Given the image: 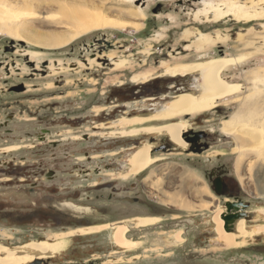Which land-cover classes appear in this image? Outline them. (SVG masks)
<instances>
[{
  "label": "rangeland",
  "instance_id": "rangeland-1",
  "mask_svg": "<svg viewBox=\"0 0 264 264\" xmlns=\"http://www.w3.org/2000/svg\"><path fill=\"white\" fill-rule=\"evenodd\" d=\"M27 1L30 0H0V66H2L0 69V89L6 87L5 80L10 82L8 85L23 83L22 85L25 91L28 92L22 95L15 93L11 94V96L12 98L22 101V99L27 98V95L30 96L32 93H36L35 103H30L29 106H34L37 113H42L45 108L44 105L47 103H58L52 105L57 106L56 111H61L62 107L65 106L70 112H76L77 109L79 110L81 107H83L84 111L90 108L94 110L95 113L101 112L104 108H107L105 111L108 112L113 109V107H109L113 106L112 104L103 103L105 100L104 98L101 100L102 103L100 104L95 103V100L101 92L104 94L111 88V85H119L124 82L130 83L128 75L133 81L130 83L131 85L140 82L144 83L152 78L160 76L162 77L161 88L156 96H159L161 99L147 100L143 104L135 103L131 105L132 109H145L147 113L152 114L153 110L158 108L159 105L172 100L178 95L184 93L190 94L193 91L195 79L192 76L172 77L167 73L168 66L171 68L177 65L192 66L212 60L231 58H241L245 60L227 69L223 75L226 83L239 87L235 98L220 101L215 105L222 110L221 113L216 112L215 108L204 112L205 121L201 129L210 134L212 138V145L209 152L202 157H198L197 155H191V157L203 161H211L210 166L215 165L219 159L221 162L226 163L232 170L233 175L239 179L245 191V197L252 204V209H264V195L259 194L256 183L258 179L261 180V183L264 180V165L261 167L260 174H258V166L253 167L250 173L249 165L251 162L255 161L254 156H242L240 152L236 151L237 144L235 140H233V137L228 136L224 132L226 124H224V122L228 121L227 124L234 125L235 127L241 123L234 119L241 99L253 93H256L257 96L262 97V99L264 98V81L259 82L256 80L257 76H264V27L262 26L264 25V18L256 19L251 23L237 22L231 18H225L218 24L211 22L210 19L207 20L203 18L201 14L194 18V14L197 12L196 15H198V11L203 9V4L201 2L206 1L215 4L217 2L228 1L235 2V5L244 7L247 0L139 1L135 4H140L139 6L145 10V19L124 16L118 10L109 9L112 7L110 3L103 2V0H92L93 4L101 8V11L107 18L124 20L129 24H142L144 29L140 30V32H135L133 28H127V32L110 29L91 31L79 36L62 50L36 47L35 44L31 42L32 40L43 41L45 40L44 38H46V36L43 35L39 36L36 31L59 33L67 32L68 29L58 21L50 20L45 22V25H40V27H35V29L33 28V31L31 29L33 20L27 16L32 6L30 5V7L29 4L26 3ZM25 3L28 7H26L27 5ZM135 4L130 8L131 10L134 8L136 9ZM260 9L264 11V5H262V7L260 6ZM43 11L44 9L41 12ZM50 14L55 17L60 16L56 9H53ZM13 32L16 33L15 35L20 36V38L15 37ZM185 32H190L191 35L185 38L183 36ZM196 33H203L209 38L218 35L223 38L224 41L220 44L210 45L205 50L198 51L194 45L197 40ZM102 38L111 44V46H108L106 43L102 44L98 42L92 45L95 39L100 40ZM85 43L87 44L86 49L84 48ZM246 44H252L253 46L247 47ZM25 51L37 53L36 57L33 60H29V57L22 54V52ZM93 52L97 53L98 56H101L103 53L107 56V59L110 58L109 61L113 63L114 70L111 71L109 69L113 66L105 67L103 65V60H99L98 58L91 60L90 54ZM84 58H87V60L84 61ZM120 61L124 62V64L116 68L115 63H120ZM88 62L90 63V67L86 66ZM31 63L34 66L37 65L36 67H38V69L50 67V69L47 70V74H49L50 77L42 79L38 75L36 76L38 80H31L33 78L31 74L34 73ZM86 67L90 69L87 70ZM102 67H105V69ZM6 69H9V72H7ZM103 72L107 74H102ZM61 79L66 81V85L62 89L56 88L55 81ZM33 85H36L37 89L41 90L33 92ZM54 91L58 92L53 93ZM59 91H63L64 94H67V97L61 95ZM104 96L105 94L102 97ZM154 96L155 95H153V97ZM2 101L5 102L6 100L2 99ZM116 103L117 102H115V104ZM98 106L99 108H97ZM138 106H143V108ZM151 109L153 110L151 111ZM18 111L19 110H16L17 114H15L16 118L14 121L9 122V129H15L14 131H18V133L16 132V135L9 137L6 135V130H0V162L14 159L17 154L21 153L16 151L17 148L28 143L27 139L24 137H26L25 132L29 126V117L27 114L18 113ZM6 112L8 111H3L1 113L0 122L7 120L8 117L6 116ZM260 112L264 118V107L260 109ZM197 115L199 114H193L190 118L193 119L197 117ZM59 116L60 115H58V117ZM122 117L127 118L128 116L122 114ZM122 117L117 118L122 119ZM186 117L184 116L176 120L179 122L184 120L183 122H185ZM81 121L83 125H80L82 123H80L79 120L73 123L67 120L65 123L67 125L66 127H57L52 130L53 135L50 139H63L61 141L62 143H67L73 148L82 144L87 147L88 145H94L98 150V152L95 153V155H97V160L95 161H107L109 159H119L118 155L113 156L114 153L126 149L127 141L138 137L124 138V136L116 134L120 129L107 128L110 124L106 123L107 121L103 119L90 118L88 122L86 119H82ZM55 124L61 125L63 123ZM36 125L37 128H41L43 127V122L37 120ZM160 125H163V123L149 122L144 125L134 126L133 129H145ZM258 129L264 132V124ZM55 132L56 135L54 134ZM59 132H62L61 136H59ZM15 136H17V138H15ZM18 136L20 137L18 138ZM148 137L161 138L159 134L145 136V138ZM85 138H88L87 141H82V139ZM146 144H149V141H147ZM170 153H168V155H166V153L157 154V157L163 159L159 163H164L165 165L166 163L187 165L184 163L185 155L176 154L183 153L182 150L172 151L173 154ZM178 165H176V167ZM193 171L194 175L203 179L198 168H195ZM103 173L105 175L102 177V180H110L112 177L117 179L120 175L119 173L110 171H104ZM257 174L259 178H257ZM160 178H165L164 174L161 175ZM187 178H190V182L193 183V185H200L193 175H189L186 179ZM121 181L122 180H118L119 183H121ZM262 185H264V183H262ZM195 193L196 198L204 193L207 195L210 194L207 190H195ZM211 196L215 198L214 195L211 194ZM213 201L216 200L213 199ZM170 202L172 203V201ZM181 203L183 206H187L184 208L190 209H201L200 207L202 206H190L183 201ZM179 206L180 205H178V207ZM183 213L187 212L181 211V214ZM199 218L200 216L196 217L197 222L195 229H197V231L200 227L198 226ZM252 218L254 219V216ZM245 223L247 224L246 221ZM254 223L256 225L255 221L252 222V224ZM203 232L208 233L206 234V239L197 237L193 243L181 244L178 248L166 249L163 247L164 251L162 252L161 249L155 248L153 252L150 251L153 247L150 248L149 246L146 264H264V236H260L261 238L259 239L251 236L246 240H239L237 242L239 245L236 248L227 249L211 241L214 237L213 227H210L208 224H203L201 233ZM22 235L23 234L20 232H13L0 225V244L3 246L12 249L23 246L27 238H23ZM182 238L184 239L185 236ZM258 242L259 245H256ZM254 249L258 251V254L252 252ZM171 250H173V255H176L172 258H170L171 252H169ZM161 254L164 256H160ZM107 261L108 258L102 259L104 264H108Z\"/></svg>",
  "mask_w": 264,
  "mask_h": 264
},
{
  "label": "flooded vegetation",
  "instance_id": "flooded-vegetation-1",
  "mask_svg": "<svg viewBox=\"0 0 264 264\" xmlns=\"http://www.w3.org/2000/svg\"><path fill=\"white\" fill-rule=\"evenodd\" d=\"M96 42L111 46L103 38L95 39L92 45ZM84 48H87L86 43ZM90 56L91 60L95 58L103 60L105 67L113 66L109 69L114 70L113 63L105 54L98 56L93 52ZM86 60L87 58H84V61ZM86 66L90 67V63L88 62ZM31 67L34 72L31 74L33 77L31 80H36L38 75L42 79L50 77L47 74L50 67L44 68L45 70L38 69L32 63ZM6 70L9 72V69ZM129 77L128 75L129 82H133ZM161 79L162 77L157 76L147 82L134 85L125 82L111 85V88L104 93V97H102L103 92L97 96L95 103H102L101 100L104 98L103 103L112 104L113 106L109 107L113 109L107 112L105 111L107 108H104L96 113L90 108L84 111L83 107L76 112H70L65 106L61 111H56L57 106L52 105L58 103H47L43 112L37 113L34 106H29L30 103H35L36 93L27 95L22 101L12 98L11 94L22 95L28 91H25L23 83L8 85L10 82L4 81L6 87L0 89V115L3 111H8L6 112L8 118L0 122V130H6V135L9 137L18 133L14 131L15 129H9V122H13L16 118V110H19L18 113L28 115L29 126L24 137L28 143L19 146L16 150L21 153L10 161L0 162V225L13 232L22 233V237L27 238L24 244L46 241L55 235H61L63 238L57 240L63 244V248L58 253L37 258L30 264H104L102 259L105 258H108V264H146L149 246L153 247L150 251L154 252L155 248H158L162 252L163 247L178 248L181 244L193 243L197 237L206 239L208 233H201L202 225L208 224L214 228L213 214L219 207L224 209L220 215L221 219L223 217L231 220L237 216L246 219L254 216L256 210L252 209V204L245 197L239 179L233 175L226 163L219 159L215 165L210 166L211 161L191 157V155L202 157L209 152L212 145L210 134L201 129L205 121V113L193 119L190 115L185 116L188 127L181 134V139L187 145L185 148L175 146L165 135L159 134L161 136L159 139L145 138L147 134H141L138 137L129 136L135 138L127 141L126 149L114 153L113 156L118 155L119 159L95 161L97 160L95 153L98 150L94 145L87 147L82 144L73 148L67 143H62L63 139H50L53 135L52 130L66 127L67 120L72 123L79 120L82 123V119L88 122L90 118H99L111 124L120 120L117 117H122V114L128 116L127 118L150 115L151 113H147L145 109H132L131 105L161 99L156 96L161 88ZM55 83V87L59 89L66 85L64 79ZM33 87V92L41 90L37 89L36 85ZM59 92L67 97L63 91ZM2 99L6 101L3 102ZM215 111L222 112L217 106ZM37 120L43 122V127L37 128ZM169 122L162 123L166 125ZM54 134L56 135V132ZM61 134L62 132H59V136ZM147 141L153 146L152 158H157V154L160 153L168 155L170 152L173 154L172 151L182 150L183 153L176 154L185 155L184 163L187 165H178V163L165 165L159 163L163 159L158 157V161L147 170L137 174L128 173V169L126 170L122 163L130 153L145 145ZM195 168L199 169L203 179L193 174ZM104 171L120 175L117 179L112 177L110 180H102ZM163 174L165 178H160ZM189 175L196 177L200 185H193L186 180ZM118 180H122L121 183ZM195 190H207L210 194L204 193L196 198ZM175 197L190 206L198 207L209 203L211 208L209 210L180 208L169 200ZM232 204L237 208L228 212L225 207ZM181 211L187 213L181 214ZM197 216H200L198 231L195 229ZM146 220L152 222L143 225L142 222ZM246 222L247 228L250 229L262 223L258 220L255 221L256 225L252 224V220ZM89 229L99 230L87 234L80 232ZM180 232L185 238H182L181 244H178L177 236ZM121 233H124L127 245L119 244L117 238ZM50 242H54V239ZM256 245H259V242ZM172 251H169L170 258L176 256ZM252 252L258 254L256 249Z\"/></svg>",
  "mask_w": 264,
  "mask_h": 264
},
{
  "label": "bare ground",
  "instance_id": "bare-ground-1",
  "mask_svg": "<svg viewBox=\"0 0 264 264\" xmlns=\"http://www.w3.org/2000/svg\"><path fill=\"white\" fill-rule=\"evenodd\" d=\"M104 1L112 5V7L109 9L118 10L124 16H130L132 18L140 17L141 19L146 18L145 10L139 6L140 4H135L139 1L145 2V0H103V2ZM26 3L29 4V6H32H30L32 9L27 14L28 18L33 20L32 25L34 27L31 25L32 30L33 28L35 29V27H40V25H45V22L50 20H56L61 25L66 26L68 29L67 32L59 33L36 31L39 36H46V38H44L45 40L43 41H31L36 47L39 46L46 49L62 50L79 36L91 31L110 29L127 32V28H133L135 32H140V30L144 29L142 24H129L124 20H113L107 18L104 16L101 8L95 6L92 0H30ZM201 3L203 4V9L198 11V15H196V12L194 14V18L201 14L203 18L207 20L210 19L211 22L217 24L221 23L225 18H231L234 21L245 23H251L256 19L264 18V11L260 9V6L262 7V5H264V0H247V3L244 7L237 6L235 5V2L228 1L217 2L215 4L208 3L206 1ZM134 4L136 5V9L134 8L131 10L130 8L133 7ZM26 7H28V5ZM43 9L44 11L41 12ZM53 9H56L60 16H52L50 12ZM262 26L264 27V25ZM15 34L16 33L13 35ZM190 35V32H185L183 36L188 38ZM195 35L197 40L194 45L198 51L205 50L210 45L220 44L224 41V39L218 35H214L213 38H209L203 33H196ZM15 37L20 38L18 35H15ZM251 46L253 45H247V47ZM23 54L30 57V60H33L37 53L25 51ZM242 61L245 60L241 58H231L212 60L192 66L177 65L173 68L168 66L167 73H169L172 77L192 76L195 79L192 93H184L174 97L172 100L162 104L161 106H157L158 108H155L154 112L150 115L133 118H122L111 123L110 126L114 129L119 128L120 130L116 134L124 136V138L129 136H138L141 134H160L167 136L169 141L175 146L185 148L187 145L181 139V134L187 129V123L183 122L184 120L181 122L169 121H174L186 115L191 116L193 114H201L202 112L204 113L214 109L216 107L215 105L220 101L234 99L239 87L226 83L223 75L227 69L238 65ZM123 64L124 62L121 61L120 63L116 62L115 67L118 68ZM256 80L263 82L264 76L259 75L256 77ZM263 107L264 98L262 99V97L257 96L256 93H253L252 95L241 99L237 107L234 119L241 123L235 127L234 125L227 124L228 121L224 122V124L226 123L224 132L228 136L233 137V140H235L237 144L236 151L240 152L242 156H254L255 161L251 162L249 165L250 173L253 170V167L258 166V174H260L261 167L264 165V132L258 129L264 124V118L260 112V109H263ZM149 122L169 123L163 126L148 127L145 129H133L134 126L144 125ZM152 149V145L145 144L142 147L134 150L129 156L126 157V160H124L122 166L126 167V170L128 169V173L130 174H137L147 170L152 164L158 161V157H151ZM258 174L257 178H259ZM186 180L190 181V178H187ZM256 183L259 194L264 195V185H262L264 180L261 183V180L258 179ZM169 200L177 206L180 205V208L187 207L183 206L181 203L182 200L177 199V197L174 199L169 198ZM210 207L211 205L209 203H204L200 208L209 210ZM222 210L224 209L219 207L212 219L214 226V237L211 239L212 242L222 245L224 248L231 249L236 248L239 245L237 243L239 240H246L251 236H264V209L256 210L255 213L253 212L254 219L252 221L258 220L262 221V223L257 224L250 229L247 228L245 223L246 220L243 219L237 223L234 232L231 233H227L224 230L223 220L220 217ZM149 222L152 221L146 220L142 222V224H147ZM97 230L99 229L81 230L80 232L82 234H87ZM124 236V233H121L117 238L119 244L121 245H127V242L124 240ZM61 237V235H55L46 241L29 242L15 249L0 244V264H30L37 258H44L56 254L63 248L62 242L57 241L63 239ZM52 239H54V242H50ZM177 240L178 244H181V232L177 236Z\"/></svg>",
  "mask_w": 264,
  "mask_h": 264
},
{
  "label": "water",
  "instance_id": "water-1",
  "mask_svg": "<svg viewBox=\"0 0 264 264\" xmlns=\"http://www.w3.org/2000/svg\"><path fill=\"white\" fill-rule=\"evenodd\" d=\"M138 107H141L143 108V106H138ZM236 205L232 204L230 206H226L225 209L229 212L230 210L232 209H236ZM223 221H224V230L227 232V233H231V232H234L235 230V226L237 225V223L241 220H253V218H239L238 216L237 217H233L231 220H227L225 218H223ZM258 239V238H256Z\"/></svg>",
  "mask_w": 264,
  "mask_h": 264
}]
</instances>
